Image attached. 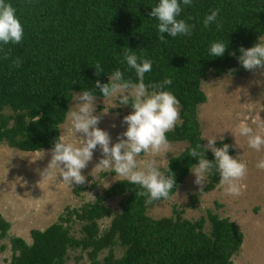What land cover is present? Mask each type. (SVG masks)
<instances>
[{"label":"trees","instance_id":"16d2710c","mask_svg":"<svg viewBox=\"0 0 264 264\" xmlns=\"http://www.w3.org/2000/svg\"><path fill=\"white\" fill-rule=\"evenodd\" d=\"M6 2L16 9L24 38L18 45H0V144L22 152L52 149L59 140L58 128L72 92L90 90L96 98H103L94 88L95 82L108 83L109 75L117 69L125 79L137 82L135 70L124 59L128 48L153 61L151 71L144 76L146 85L172 80L163 90L178 99L180 120L166 137L169 142H184L185 147L160 171L167 176L169 168L177 186L198 163L189 156L190 150L198 143L203 148L196 119L197 106L205 102L201 79L208 72L217 77L247 72L238 63V49L251 48L264 38V0H192L188 6L181 0L177 19L194 25L192 34L175 38L165 34L166 44L158 38V20L149 16L159 0ZM216 9L221 27L217 29L213 23L205 28V17ZM217 41L228 44L219 58L209 53L210 45ZM17 57L22 60L20 67L12 63ZM97 63L103 69L99 76L95 75ZM3 110L9 113L4 115ZM36 115L41 119L32 124L31 117ZM223 144L230 145L224 139L215 146ZM205 158L214 160L209 151ZM219 179V172L213 169L200 192L212 191ZM141 190L126 179L117 180L102 195H95L93 203L66 210L42 231L31 230L29 244L20 237H10L8 264H64L69 249L85 252L87 264H99L97 257L104 250L101 264H232L231 257L242 240L235 224L210 210L197 220L182 218L175 208L174 216L151 218L146 209L165 200L147 204L146 197L136 195ZM110 198H118L119 209L111 217L102 204ZM188 198L196 200L193 195ZM108 217V224L100 230L98 222ZM205 222L208 233L203 231ZM75 223H80L78 238L69 235ZM8 228L9 223L0 216V238L6 236ZM4 249L0 245V252Z\"/></svg>","mask_w":264,"mask_h":264},{"label":"rangeland","instance_id":"374dc122","mask_svg":"<svg viewBox=\"0 0 264 264\" xmlns=\"http://www.w3.org/2000/svg\"><path fill=\"white\" fill-rule=\"evenodd\" d=\"M258 43H264V38H260ZM199 87L205 95V102L196 108V119L203 147L207 146V138L212 136L217 138L216 142L228 140L233 149L231 156L247 165V175L239 182L243 186L241 195L226 198V195L220 191L223 189L213 193H201V187L194 183L195 176L191 173L193 167L177 186V198L174 192L172 199L148 207L145 213L151 218L159 219L174 216L172 210L175 208L186 220H197L203 217L207 210L220 217L239 213L243 217L242 222L250 228L245 229V232L248 230L247 233L241 231L243 236L241 244L244 239L251 237L253 240L250 239L248 246L250 256L254 258L253 261L264 264V215L257 219L260 215L258 202L264 201V192L258 195L259 198L256 196L264 181V169L256 167L258 162L264 160V146L259 151L247 147V144H244L247 143V137L241 136L238 131L241 122L248 119V124L254 132L264 136V72L247 71L239 76L224 74L218 77L208 72L201 79ZM73 94L76 92L71 93L65 119L58 128V134L59 140L66 139L78 145L80 134L70 131L71 122L68 119V112L75 110L76 107ZM114 103L118 104V101L96 98L94 112V115L102 114L97 127L109 133L112 143H116L117 136L126 131L127 125L122 124V120L132 112L130 104L114 107ZM8 113V110H3L4 115ZM252 117L256 118L255 124L251 123ZM170 145L168 153H162L157 157L160 161V170L165 167L169 158L177 156L185 147L184 142H170ZM209 152L212 153L210 150ZM102 158L101 150L97 146L92 161L82 170L87 183L82 186L69 185L63 183L58 169H51L50 174L43 173L51 159L50 151L26 153L0 144V216L9 223L6 236L0 238V245L5 246V249L0 252V264L9 263L11 253L8 248V239L10 237H20L29 244L31 230L42 231L66 210L93 203L95 200H89L85 192H91L94 196L102 195V192L115 181L124 180L111 170L99 172L93 170ZM145 159H151V157L146 153H141L137 157L138 162ZM191 195L196 198L194 202L189 201L188 197ZM255 199L257 202H254ZM117 203L118 198H110L102 202L110 211L109 217L119 211ZM214 204L218 207H214ZM228 211L232 212L228 213ZM109 217L98 222L100 230L106 227ZM79 227L80 223L73 224L69 235L78 238ZM203 231L208 233V222H205ZM245 245H247L246 242ZM105 254L106 250L98 255L99 264ZM115 254L116 256L119 254L117 248ZM231 260L232 264H247L245 252L242 250L237 251ZM87 263L85 252L79 249L67 251L64 264Z\"/></svg>","mask_w":264,"mask_h":264},{"label":"clouds","instance_id":"9594fccd","mask_svg":"<svg viewBox=\"0 0 264 264\" xmlns=\"http://www.w3.org/2000/svg\"><path fill=\"white\" fill-rule=\"evenodd\" d=\"M192 0H182L183 5H190ZM181 0H159L156 6L151 8L149 16L158 20L156 26L159 40L167 43L165 34L169 37L191 36L194 25L187 23L184 19H177L181 14ZM219 9L213 10L203 21L205 28L215 23L217 29L221 24L217 22ZM191 19V17H189ZM24 38V27L16 14V9L6 0H0V45H18ZM228 49V44L222 41L213 42L209 53L213 57H222ZM2 50V49H0ZM240 55L238 63L247 71L264 72V43H256L253 47L238 49ZM235 55V53H229ZM5 58L8 54L5 53ZM124 59L130 69L135 70L137 82L125 79L124 74L115 70L109 75V82L101 84L95 82V89H99L103 100L118 101L114 107L127 106L131 99V114L123 117L122 124L127 125L126 131L117 136V142L112 143L109 133L97 127L101 115H94L96 111V95L93 91L82 90L73 94L76 101L75 110L68 112L71 122L70 131L79 133V144L68 142L66 139L57 140L50 151L51 159L43 173L50 174L51 169H58L63 183L82 186L87 183V178L82 175V170L93 159V153L99 146L102 159L95 165V171L111 170L116 176L126 179L133 185H138L141 191L137 196L146 197V203L154 201L169 200L170 195L177 184L175 174L169 168V175L160 171V161L157 159L162 153L170 150V142L166 133L173 130L180 120L179 101L169 91L163 90L166 85H171V79H165L161 83L145 84V73L152 69L153 61L138 57L134 51L125 48ZM14 67H20L21 58L13 60ZM235 69L230 70V73ZM103 69L99 63L95 66V75L99 76ZM149 89L153 91L149 92ZM41 119L40 115L32 116V124ZM251 123H256V118H251ZM115 127V125H111ZM241 136L247 137V144L251 149L259 151L264 146V136L255 133L248 124V119L241 122L238 129ZM215 136L207 138V146L198 143L189 152V156L195 158L198 163L191 173L195 176L194 183L203 189L207 176L213 173V169L219 172V185L223 188L225 195L237 197L241 195L242 185L239 183L247 175V165L229 155L228 144L216 147ZM111 145V146H110ZM211 151L214 160L205 158V152ZM141 153L148 154L151 159L138 162L137 157ZM264 169V160L256 165ZM89 200L96 197L91 192H85Z\"/></svg>","mask_w":264,"mask_h":264},{"label":"crops","instance_id":"0c3cea01","mask_svg":"<svg viewBox=\"0 0 264 264\" xmlns=\"http://www.w3.org/2000/svg\"><path fill=\"white\" fill-rule=\"evenodd\" d=\"M178 123H179V121H178ZM245 145L247 144V143H244ZM237 146H235V148H236ZM246 147V146H245ZM247 147H249L248 146V144H247ZM9 148V147H8ZM43 151H51V149L50 150H43ZM37 151H34L33 153H36ZM26 153H30V152H26ZM187 177V176H186ZM215 190L214 191H210L211 193H213V192H215V191H218V190H220V189H223L219 184L216 186V188H214ZM220 191H222L221 193H223L224 194V191L223 190H220ZM264 192V181L261 183V185H260V190L259 191H257V193H256V196H258V195H262V193ZM225 195V194H224ZM228 197H231V198H234L233 196H230V195H226V198H228ZM258 198H259V196H258ZM260 198H262V196L260 197ZM261 200V199H260ZM257 202V200L255 199L254 200V202ZM258 203H260V205L258 204V206H259V209H260V215H259V217H257V219H259V218H261V216H263L264 215V201H259ZM218 204V203H217ZM257 204V203H256ZM220 205V204H219ZM221 206V205H220ZM224 209L226 210V207H225V205H224ZM227 211V210H226ZM232 211H228V213H231ZM225 216H227V217H225ZM225 216H223V217H221V218H227L228 220H230V222H232L233 224H235L238 228H239V230H240V232L242 231V232H244V233H247L248 232V230L245 232V229L246 228H249L248 227V225L246 226L243 222H242V216H240L239 215V213L237 214V213H234V214H231L230 216L228 215V214H226ZM228 216L229 217H231L230 219L228 218ZM220 217V216H219ZM252 224V223H251ZM253 225V224H252ZM250 229V228H249ZM242 234V233H241ZM245 238H246V234H245ZM242 239H243V236H242ZM250 239H251V237L249 238V239H244V242H243V244H240L241 246H239V249H238V251H240V250H242V251H244L245 252V256H246V261H247V264H259L258 263V261H253V257H251L250 256V250H249V244H250ZM251 240H253V239H251ZM241 242H242V240H241ZM245 242L247 243V245H245ZM254 246V245H253ZM260 260H261V257H260ZM231 262H232V260H231Z\"/></svg>","mask_w":264,"mask_h":264}]
</instances>
